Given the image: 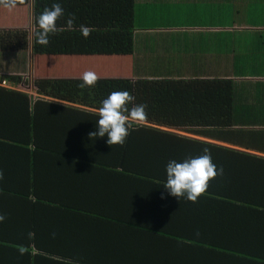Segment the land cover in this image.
<instances>
[{
	"label": "crops",
	"instance_id": "obj_1",
	"mask_svg": "<svg viewBox=\"0 0 264 264\" xmlns=\"http://www.w3.org/2000/svg\"><path fill=\"white\" fill-rule=\"evenodd\" d=\"M5 10L9 19L0 20V29L5 28L2 21L11 29H34L30 6ZM26 11L28 23L18 27ZM135 25L132 55L65 57L69 69L82 76L119 65L135 80L232 81L231 124L168 129L147 122L154 131L136 134L142 138L124 145L126 156L151 171L152 177L142 178L117 167L121 146L109 147L107 136L96 138V149L54 141L14 147L3 140L0 214L6 219L0 223V264H264V210L252 215L238 210L244 201L264 204V163L239 160L230 152L264 158V0H136ZM24 54L33 52H0V63L5 57L14 62L0 66V81L6 75L23 76L29 85L7 81L0 86L33 94L42 71L33 66L25 76L20 70ZM87 118L75 116L69 131L89 137L96 126L82 123L96 121ZM205 148L223 169L210 181L209 194L199 198L204 211H215L213 223L205 230L193 228L201 233L196 239L181 241L164 236L178 234L187 222L184 229L191 231L189 219L177 225L181 212L159 218L173 219L176 226L163 220L160 231L145 227L150 211L159 217L173 203L176 210L191 211L188 200L178 201L164 189L166 165L203 155ZM33 174L35 192L43 196L22 194ZM21 246L27 249L23 255Z\"/></svg>",
	"mask_w": 264,
	"mask_h": 264
},
{
	"label": "trees",
	"instance_id": "obj_2",
	"mask_svg": "<svg viewBox=\"0 0 264 264\" xmlns=\"http://www.w3.org/2000/svg\"><path fill=\"white\" fill-rule=\"evenodd\" d=\"M53 3H59L65 13L57 21V26H64L69 14H74L75 30L50 35V42L47 46L35 42L34 29H0V52H27L31 49L35 56V68L37 72L42 71L34 82L37 95L0 86V145H3V140L6 141L5 145L14 147H28L33 142H38L37 145H42L39 143L42 142L50 146L54 141L53 145L58 146L68 143V147L77 149L76 145L79 143L89 149H96V138H82V133L74 134L69 129L75 125V116H84L94 120L95 118L91 116H97L96 110L101 106V102L114 91H128L135 98V104H146V123H154L168 129L174 127L217 128L231 124L234 85L228 80L203 82L135 80L124 74L125 67L118 65L117 68L111 70H95L98 77L96 85L81 89L78 85L82 83V76L76 74L77 70L69 69L65 57L80 55L128 57L132 55L135 49L136 0H23V2L18 0L16 7L30 6L34 13L35 26L37 17ZM5 9L7 8L0 6V20L8 21L9 17L7 19ZM80 25L94 29L88 38L85 39L80 34ZM41 57L46 60L43 61ZM69 61L73 63L72 60ZM7 81L13 86L21 85L23 82L29 85V81L24 80L23 76L6 75L0 82ZM131 106L129 105V108ZM97 119H95L96 122H84L82 125L92 124L89 128L96 126ZM145 124L140 127L134 126V130H129L130 135L126 139V143L131 142L129 146L142 138L135 137L136 134L154 131V128ZM76 142L77 144H74ZM193 142L198 144L197 141ZM124 149L125 146H122L116 152L117 167L132 171V176L135 178L152 177L151 171L135 163L134 157L131 159L126 156ZM230 152H233L239 160L242 156L251 163H264L262 157L241 155L237 151ZM91 156H86V159L88 160ZM128 165L131 170L126 169ZM34 176L35 174L31 176L30 181L26 180L28 187L23 185L22 194L24 196L39 193L35 192ZM211 181L213 182L214 179ZM208 189L203 195L209 194ZM39 194L43 196L41 192ZM212 200L216 199L212 198ZM215 204L216 201H213L210 205ZM201 205L200 200L196 203L188 201L190 212L187 208L181 210L178 206L177 210L179 209L178 212H181L183 216L177 225L189 219L191 220V231L184 229L190 226L187 222L182 224L183 229L181 228L178 234H164V236L176 241L192 240L200 236L201 233L194 232L193 228L205 230L216 217L215 211L207 210L206 212ZM240 205L238 210L250 211L252 212L250 215L258 210H264L259 208L264 207V204L244 201ZM177 210L173 203L159 217L150 211L149 221L143 224L144 226L148 224L145 227L159 229L156 231L162 230L163 227L160 224L163 220L167 226H176L173 219L159 218L166 217L170 212L172 215ZM220 211H217V216L220 215ZM139 227H141L140 224Z\"/></svg>",
	"mask_w": 264,
	"mask_h": 264
},
{
	"label": "clouds",
	"instance_id": "obj_3",
	"mask_svg": "<svg viewBox=\"0 0 264 264\" xmlns=\"http://www.w3.org/2000/svg\"><path fill=\"white\" fill-rule=\"evenodd\" d=\"M23 2V0H20ZM18 0H0V6L5 8L16 7ZM64 9L59 3H53L46 7L36 19L33 35L35 42L42 46L49 44L50 35L64 31L75 30V15L69 14L64 26H57V21L64 16ZM94 29L80 25L79 32L86 39ZM98 77L94 72L87 71L82 75V83L78 86L81 89L91 88L96 85ZM135 98L128 91H114L101 102L96 110L98 116L96 130L88 133L90 139L107 136L106 143L113 149V146H124L130 129L134 126H143L147 121V105L135 104ZM129 105H132L129 108ZM203 155L187 157L183 161L170 160L166 165V182L163 187L168 195L180 201L181 198L196 203L206 193L210 181L217 175L223 173V169H217L212 162L211 154L205 148ZM0 179H3V172L0 171ZM161 198H165L163 195ZM179 210V209H178ZM177 210V211H178ZM6 219L0 214V223ZM54 235V234H53ZM198 235V233H197ZM32 233H29V237ZM20 254L27 251L26 248H19Z\"/></svg>",
	"mask_w": 264,
	"mask_h": 264
},
{
	"label": "rangeland",
	"instance_id": "obj_4",
	"mask_svg": "<svg viewBox=\"0 0 264 264\" xmlns=\"http://www.w3.org/2000/svg\"><path fill=\"white\" fill-rule=\"evenodd\" d=\"M13 15H15V14H13ZM13 15H12V16H13ZM28 18H29V16H28V12L26 11L25 16H23V18H22V19H23L22 22L18 23L17 26H18V27H24V26H26L27 23H28ZM16 21H17V20H16ZM11 24L13 25V23H11ZM1 26H2V27H5V28H7V27H11L9 23L4 22V21H2ZM23 57L25 58V62H26V63L24 64V66H22V68L20 67V70H21L22 73L25 74V76H29L30 73H31V69L33 68V66L35 67V56H34V58H33V54H24ZM28 60H29V63L27 62ZM13 63H14V62L11 60L10 57H5V58L3 59V61H2V63H0V66L3 67V68H7V67L11 66V64H13ZM28 69H29V71H28ZM33 71H34V70H33ZM1 73H2V72H0V74H1ZM2 76H3V75H2ZM34 76H35V75H34ZM0 77H1V75H0ZM22 89L25 90V88H23V87H22ZM24 90H23V91H24ZM28 91H29V89H28Z\"/></svg>",
	"mask_w": 264,
	"mask_h": 264
}]
</instances>
